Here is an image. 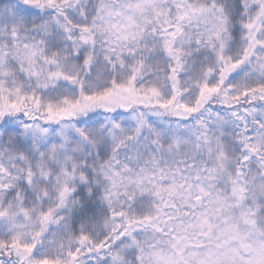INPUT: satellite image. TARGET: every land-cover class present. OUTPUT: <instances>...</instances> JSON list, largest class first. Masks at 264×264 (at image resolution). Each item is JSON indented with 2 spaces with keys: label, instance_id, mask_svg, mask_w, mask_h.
<instances>
[{
  "label": "snow or ice",
  "instance_id": "6c2138e0",
  "mask_svg": "<svg viewBox=\"0 0 264 264\" xmlns=\"http://www.w3.org/2000/svg\"><path fill=\"white\" fill-rule=\"evenodd\" d=\"M0 264H264V0H0Z\"/></svg>",
  "mask_w": 264,
  "mask_h": 264
}]
</instances>
